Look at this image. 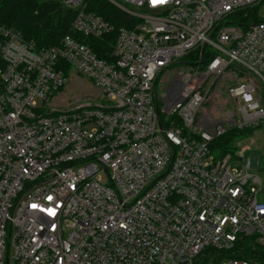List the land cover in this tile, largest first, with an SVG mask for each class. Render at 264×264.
Segmentation results:
<instances>
[{"label":"built area","instance_id":"built-area-1","mask_svg":"<svg viewBox=\"0 0 264 264\" xmlns=\"http://www.w3.org/2000/svg\"><path fill=\"white\" fill-rule=\"evenodd\" d=\"M104 1L124 24L103 58L90 0H61L75 35L53 46L0 22V264H252L203 250L264 246V170L210 148L264 118V0ZM197 48L212 57L184 71ZM71 71L97 93L54 103ZM223 87L233 113L202 115Z\"/></svg>","mask_w":264,"mask_h":264},{"label":"trees","instance_id":"trees-1","mask_svg":"<svg viewBox=\"0 0 264 264\" xmlns=\"http://www.w3.org/2000/svg\"><path fill=\"white\" fill-rule=\"evenodd\" d=\"M90 6L113 25V30L100 38L83 39V42L92 46L98 57L103 58L106 56L105 51L110 52L117 29L124 24V13L104 0H90ZM245 10L247 9L237 13L240 20L247 19L251 14ZM244 12L247 13L245 17L242 16ZM73 14L72 10L62 6L61 0H0V22L18 30L23 39L34 42L38 47L57 45L64 35H75L70 28ZM211 57L212 52L208 53L206 49L200 57L197 48L184 56L182 61L186 63V60H191L203 68ZM255 129L256 126H229L224 133L212 140L211 151L215 152L218 158L234 154L238 149L236 141L251 136ZM203 254L211 258L213 263L223 257H233L246 259L252 264H264V246L258 244L253 236H238L232 248L219 254H214L211 248L204 249Z\"/></svg>","mask_w":264,"mask_h":264},{"label":"rangeland","instance_id":"rangeland-1","mask_svg":"<svg viewBox=\"0 0 264 264\" xmlns=\"http://www.w3.org/2000/svg\"><path fill=\"white\" fill-rule=\"evenodd\" d=\"M186 65L183 66V70H193L195 69L197 64H194V61L186 60ZM260 88L263 87H259ZM262 92L264 96V88L261 89L259 93ZM97 90L94 88L90 80H88L86 77L81 75L77 71H71L67 77L66 84L62 91L57 94L52 100L54 103L57 104H67L72 103L75 101L78 97H85L91 94H96ZM217 95H213L210 100H208L200 109V112L202 115L209 116L210 118H224L227 116V114H231L234 111V107L226 101V88H220L217 92ZM261 94V93H260ZM261 94V95H262ZM55 95V93L53 94ZM61 95V96H60ZM60 96V97H59ZM226 102V103H225ZM264 102V101H263ZM224 107V108H223ZM236 118H238V115L235 113ZM237 142V141H236ZM242 145L249 146L248 149H246L243 152V157H237L236 152L234 154H231V166L232 168L240 169L242 168L243 161H246L248 159L251 160V163H253L251 172L255 175H258L260 178L263 177L262 169L263 166V159H264V118H262L261 123L256 126L255 131L251 136H248L244 139H242ZM238 147V146H237ZM239 148V147H238ZM215 158L217 157V154L213 152L212 154ZM256 162V163H255ZM256 189H259V186L257 184L253 185ZM258 199L264 200V192L259 191L258 192ZM204 261L200 260L197 262V264H201ZM12 264V261L10 262Z\"/></svg>","mask_w":264,"mask_h":264},{"label":"snow or ice","instance_id":"snow-or-ice-1","mask_svg":"<svg viewBox=\"0 0 264 264\" xmlns=\"http://www.w3.org/2000/svg\"><path fill=\"white\" fill-rule=\"evenodd\" d=\"M49 199H51V197H49Z\"/></svg>","mask_w":264,"mask_h":264}]
</instances>
